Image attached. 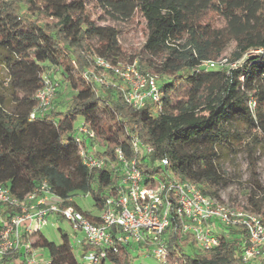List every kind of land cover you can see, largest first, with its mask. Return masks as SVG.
I'll list each match as a JSON object with an SVG mask.
<instances>
[{"label":"trees","instance_id":"16d2710c","mask_svg":"<svg viewBox=\"0 0 264 264\" xmlns=\"http://www.w3.org/2000/svg\"><path fill=\"white\" fill-rule=\"evenodd\" d=\"M136 17L144 40L130 54L116 25ZM103 19L112 24L100 25ZM98 57L121 66L136 60L140 72L156 76L163 93L160 108L128 105L120 81L111 75L106 85L87 83L82 74L97 71ZM221 59L226 66L203 67ZM0 64L8 72L0 89V186L19 200L46 182L63 199L62 207L72 206L97 222L95 215L117 178L83 165L73 137L78 122L95 132L110 160L116 146L129 156V139L137 137L152 148L140 165L144 175L193 182L218 200L216 161L223 150H235L243 133L249 152L264 145V0H0ZM51 74L62 78L69 99L62 107L54 98L41 117L30 120L35 95ZM160 158L168 164L153 167ZM250 178L260 188L253 167ZM78 196H88L94 209L82 210L75 202ZM250 203L264 225L263 207L252 198ZM15 212L0 205L2 221ZM168 219V250L177 264L250 262L241 261L244 230L224 231L218 246L200 252L189 235L179 239L181 222L174 206ZM58 232L60 242L55 244L41 230L26 234L22 227L20 242H28L34 251L46 250L42 264H82L80 255L92 248L74 249L70 233ZM260 254L258 264H264V244ZM107 258L108 264L133 260L126 248ZM0 264L27 263L18 250L0 258Z\"/></svg>","mask_w":264,"mask_h":264},{"label":"built area","instance_id":"2783aa9c","mask_svg":"<svg viewBox=\"0 0 264 264\" xmlns=\"http://www.w3.org/2000/svg\"><path fill=\"white\" fill-rule=\"evenodd\" d=\"M226 65V59H221L207 61L203 67L214 69ZM94 67L97 71L82 74L87 83L106 85L111 75L120 81L121 96L128 105L134 109L147 104L160 108L163 93L158 78L140 72L136 60L121 66L98 57L94 59ZM57 87L54 79H45L42 89L35 95L36 106L29 114L30 120L41 117L50 108ZM73 137L85 167L105 169L117 178L112 193L95 215L97 222H91L72 206L62 207L63 199L51 193L46 182L22 200L12 197L0 186V205L16 210L8 221L0 218V258L21 250L27 264L46 262L35 261V251L30 244L20 242L21 229L24 227L25 233L30 234L45 227H56L61 220L69 226L74 249L85 245L92 248L80 255L82 264H108V253L116 255L120 248L133 250L136 247L151 250V255L162 264H177L176 260L170 262L166 233L172 206L181 222L179 239L189 235L197 251L213 249L224 231L240 229L246 233L241 261L246 263L261 255L264 225L259 215L206 196L193 182L167 176L156 181L154 176L144 175L140 165L152 153V148L137 137L129 139V156L120 146L114 147L113 160L104 154L105 147L87 124L78 122ZM167 164L166 158H160L154 160L152 166L165 167Z\"/></svg>","mask_w":264,"mask_h":264},{"label":"rangeland","instance_id":"374dc122","mask_svg":"<svg viewBox=\"0 0 264 264\" xmlns=\"http://www.w3.org/2000/svg\"><path fill=\"white\" fill-rule=\"evenodd\" d=\"M100 25H111L112 23L106 19L99 22ZM122 30L120 37V43L127 53L133 54L136 49L140 47L144 40L143 25L138 17L130 24L116 25ZM52 79L57 83V91L54 98L58 106H64L69 99L70 90L62 81V78L58 74H51ZM48 76H46L47 78ZM8 81V72L0 64V89L2 85H6ZM246 133H243L242 137L244 141L233 151L223 150L219 159L216 161L218 173L221 176V181L218 185L217 193L219 200L231 207H243L248 206L247 212L253 213L252 204L250 198L253 199L257 205H261L264 209V145L262 147L256 146L254 151L249 152L244 143L249 139ZM253 161V164L251 162ZM252 167L255 169L257 182L260 188L254 186L251 178L250 171ZM154 179L158 181L159 176L155 175ZM76 204L85 211L94 209L93 201L88 196H78L75 198ZM58 228L68 231L69 227L61 221L56 227H45L42 229V233L55 244L60 242ZM194 250L196 249L193 246ZM192 248V251H193ZM186 252L191 248H185ZM35 261L44 262L47 260L46 250H37L34 255ZM131 257L133 258L132 264H162L161 260L154 258L151 255V250H144L142 247L140 251H131ZM170 262L175 259L169 258ZM248 264H258V258L250 260Z\"/></svg>","mask_w":264,"mask_h":264},{"label":"crops","instance_id":"0c3cea01","mask_svg":"<svg viewBox=\"0 0 264 264\" xmlns=\"http://www.w3.org/2000/svg\"><path fill=\"white\" fill-rule=\"evenodd\" d=\"M59 222H61V221H58L57 224H58ZM56 226H57V225H56ZM68 227H69V226H68ZM58 229H61V228H58ZM41 231H42V230H41ZM67 232H70V229H69ZM140 249H141V247H136V248H134L133 250H129V251H130V252H131V251H134V250H135V251H136V250L140 251Z\"/></svg>","mask_w":264,"mask_h":264}]
</instances>
